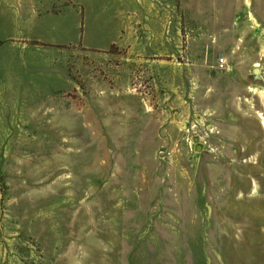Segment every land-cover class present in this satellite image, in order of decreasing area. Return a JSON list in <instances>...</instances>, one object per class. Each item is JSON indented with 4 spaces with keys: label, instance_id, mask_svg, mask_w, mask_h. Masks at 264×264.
<instances>
[{
    "label": "rangeland",
    "instance_id": "374dc122",
    "mask_svg": "<svg viewBox=\"0 0 264 264\" xmlns=\"http://www.w3.org/2000/svg\"><path fill=\"white\" fill-rule=\"evenodd\" d=\"M0 264H264V0H0Z\"/></svg>",
    "mask_w": 264,
    "mask_h": 264
},
{
    "label": "built area",
    "instance_id": "2783aa9c",
    "mask_svg": "<svg viewBox=\"0 0 264 264\" xmlns=\"http://www.w3.org/2000/svg\"><path fill=\"white\" fill-rule=\"evenodd\" d=\"M218 69L222 70L224 68H226V61H225V58L224 57H220L218 59Z\"/></svg>",
    "mask_w": 264,
    "mask_h": 264
},
{
    "label": "water",
    "instance_id": "95a60500",
    "mask_svg": "<svg viewBox=\"0 0 264 264\" xmlns=\"http://www.w3.org/2000/svg\"><path fill=\"white\" fill-rule=\"evenodd\" d=\"M255 72H258V69H255Z\"/></svg>",
    "mask_w": 264,
    "mask_h": 264
}]
</instances>
